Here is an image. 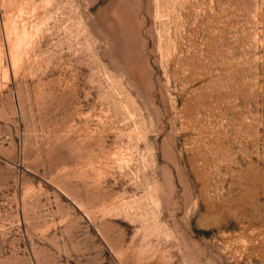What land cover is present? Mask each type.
I'll return each mask as SVG.
<instances>
[{
    "label": "rangeland",
    "instance_id": "374dc122",
    "mask_svg": "<svg viewBox=\"0 0 264 264\" xmlns=\"http://www.w3.org/2000/svg\"><path fill=\"white\" fill-rule=\"evenodd\" d=\"M0 264H264V0H0Z\"/></svg>",
    "mask_w": 264,
    "mask_h": 264
}]
</instances>
